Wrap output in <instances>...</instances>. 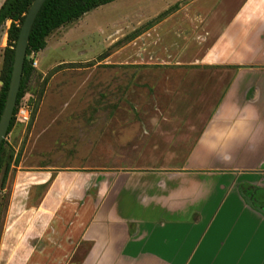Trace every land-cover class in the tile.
<instances>
[{"label": "crops", "instance_id": "0c3cea01", "mask_svg": "<svg viewBox=\"0 0 264 264\" xmlns=\"http://www.w3.org/2000/svg\"><path fill=\"white\" fill-rule=\"evenodd\" d=\"M221 3L207 16L221 36L174 63L231 73L189 150L150 165L18 170L5 189L0 264H264V0ZM184 7L162 23L192 18ZM152 32L127 47L146 50L147 66L180 57L169 30Z\"/></svg>", "mask_w": 264, "mask_h": 264}, {"label": "rangeland", "instance_id": "374dc122", "mask_svg": "<svg viewBox=\"0 0 264 264\" xmlns=\"http://www.w3.org/2000/svg\"><path fill=\"white\" fill-rule=\"evenodd\" d=\"M221 2L116 0L54 31L46 49L28 57L35 68L25 98L32 119L27 126L17 123L6 138L7 152L20 160L5 189L18 170L109 169L150 165L175 148L185 154L218 106L231 73L174 63L204 56L221 36L207 25ZM183 7L192 18L176 14L162 23ZM178 25L180 35L174 36ZM9 26L0 32V89ZM149 29L152 39L169 30V41L176 38L179 49L167 50L180 57L147 66L146 50L126 44ZM130 55L135 64H127ZM2 180L3 173L0 234L9 199Z\"/></svg>", "mask_w": 264, "mask_h": 264}, {"label": "trees", "instance_id": "16d2710c", "mask_svg": "<svg viewBox=\"0 0 264 264\" xmlns=\"http://www.w3.org/2000/svg\"><path fill=\"white\" fill-rule=\"evenodd\" d=\"M114 1L116 0H47L44 3L34 22L30 34L29 47L25 60L17 106L7 136L17 124L16 115L18 107L23 101H25L27 87L35 70L32 61H30L28 57L32 54L37 55L45 50L48 44L47 40L54 31L80 20L84 15L94 9ZM33 2L34 0H5L0 6V32L7 23L10 22V26L7 30L8 45L4 52L1 76L3 85L0 89V120L5 108L13 70L15 49L21 27ZM6 144L7 141L5 139L0 148V174L3 173L1 189H5V184L12 167L17 166L20 160V156H14V154L7 152Z\"/></svg>", "mask_w": 264, "mask_h": 264}, {"label": "water", "instance_id": "95a60500", "mask_svg": "<svg viewBox=\"0 0 264 264\" xmlns=\"http://www.w3.org/2000/svg\"><path fill=\"white\" fill-rule=\"evenodd\" d=\"M46 1L47 0H34L21 27L20 35L15 49L13 70L5 108L0 120V148L2 146L3 141L7 138V134L14 116V111L17 106V100L21 88L23 70L27 57L32 27L41 8L43 7Z\"/></svg>", "mask_w": 264, "mask_h": 264}, {"label": "built area", "instance_id": "2783aa9c", "mask_svg": "<svg viewBox=\"0 0 264 264\" xmlns=\"http://www.w3.org/2000/svg\"><path fill=\"white\" fill-rule=\"evenodd\" d=\"M32 109V105L29 102L23 101L18 107V112L16 115L17 123L27 126L32 119Z\"/></svg>", "mask_w": 264, "mask_h": 264}]
</instances>
